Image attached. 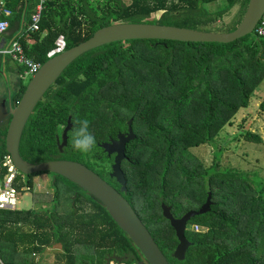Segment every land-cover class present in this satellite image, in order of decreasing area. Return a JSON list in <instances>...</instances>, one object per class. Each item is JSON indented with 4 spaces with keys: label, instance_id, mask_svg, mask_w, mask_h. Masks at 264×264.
<instances>
[{
    "label": "trees",
    "instance_id": "trees-1",
    "mask_svg": "<svg viewBox=\"0 0 264 264\" xmlns=\"http://www.w3.org/2000/svg\"><path fill=\"white\" fill-rule=\"evenodd\" d=\"M36 2L8 1L12 16L4 38L18 37L26 54L42 64L113 23L220 31L212 24L238 5V19L224 30L228 32L241 20L248 0H49L39 29L26 30ZM214 3L218 5L213 11L204 7ZM23 70L21 65L16 68L14 102L25 90ZM263 81L264 37L255 34L226 44L109 42L84 52L65 67L29 116L18 153L33 163L77 161L101 175L102 156L96 145L88 153L72 148L74 121L88 120L98 143L103 140V115L109 113L123 121L131 118L137 138L124 147L125 198L169 263L264 264V175L253 185L246 173L223 168L216 158L205 166L190 152L211 143L224 125L232 124L237 110L249 105ZM68 117L71 129L66 146L59 151L56 136ZM7 123L0 125V163L6 154ZM244 137L261 140L252 131ZM33 174H25L26 182H22L18 172L16 187L25 184L30 189ZM56 177L54 183L64 186L61 197L68 203L67 210L56 209L61 193L57 187L53 209L0 210L1 263L103 264L107 255L115 254L122 260L112 259V264H140L133 242L108 212L73 182ZM207 191L211 192L210 209L187 222L185 236L191 243L185 257L178 260L172 256L177 238L162 215L161 204L180 217L197 210ZM51 253L54 261L47 263L44 258Z\"/></svg>",
    "mask_w": 264,
    "mask_h": 264
},
{
    "label": "water",
    "instance_id": "water-1",
    "mask_svg": "<svg viewBox=\"0 0 264 264\" xmlns=\"http://www.w3.org/2000/svg\"><path fill=\"white\" fill-rule=\"evenodd\" d=\"M263 11L264 0H248L241 20H239L233 30L228 32L199 31L147 23H113L96 29L87 39L49 57L29 77L25 90H23L15 104L11 102V91L9 89H7L6 98L0 100V125L6 121L8 122L5 134V150L15 169L21 174L51 172L75 183L79 188L96 199L117 226L130 238L141 257L140 264H170L136 210L131 207L122 194L83 164L71 160H45L33 163L21 158L18 153V142L22 129L25 127L37 103L65 67L79 55L92 48L119 40H169L184 43L226 44L246 35L254 34V27ZM1 62L4 64V57L0 58ZM3 70L0 66V74L5 77ZM70 129L71 123L70 118H68L60 139L56 137V143L60 151L66 145L67 132ZM134 138L135 135L128 128L126 136L119 135L117 140L108 146V148L112 149V152H115L111 165V177H114L120 184V192H125L126 190L125 179L120 170V163L125 158L123 154L124 145ZM100 146L102 148L107 147L105 145ZM211 204V192L208 191L205 202L198 210L187 211L178 218L172 215L170 206L161 204L162 215L173 227L177 238V244L172 252L174 258L182 260L191 243L185 236L187 222L192 217L209 211ZM112 259L118 262L122 260L121 257L111 254L105 257L103 264H110Z\"/></svg>",
    "mask_w": 264,
    "mask_h": 264
},
{
    "label": "rangeland",
    "instance_id": "rangeland-1",
    "mask_svg": "<svg viewBox=\"0 0 264 264\" xmlns=\"http://www.w3.org/2000/svg\"><path fill=\"white\" fill-rule=\"evenodd\" d=\"M218 4H208L204 6L209 11H213ZM238 5L232 7L220 19L216 20L212 27L224 31L231 23L238 19ZM16 65L9 56H6L4 64L0 66L4 69L5 77L0 74V98L7 95V89L14 95L17 81ZM29 77L22 79L26 85ZM264 101V81L259 90L253 95L247 107L237 110L232 117V124L224 125L215 135L214 140L192 148L190 150L193 157L201 161L205 166L210 165L216 158L223 168H235L247 174L250 182L254 185L260 177L264 175V111L261 109V102ZM252 131L261 137L260 141L248 140L244 133ZM27 175L21 174L20 181L26 182ZM32 187L18 193L16 209L18 210H50L53 209L54 196L53 189L60 190L59 203L56 206L58 211L68 209L67 201L61 197L64 190L62 183L52 182V175L49 172H40L31 176ZM66 186V184H65ZM72 187V185L69 184ZM74 188V187H73ZM44 257V256H43ZM47 263H53L54 257L51 253L45 256ZM112 264V260L110 261Z\"/></svg>",
    "mask_w": 264,
    "mask_h": 264
},
{
    "label": "built area",
    "instance_id": "built-area-1",
    "mask_svg": "<svg viewBox=\"0 0 264 264\" xmlns=\"http://www.w3.org/2000/svg\"><path fill=\"white\" fill-rule=\"evenodd\" d=\"M9 0H0V56L9 58L15 61L17 64L23 66L25 70L20 74L22 78L26 76L30 77L39 68L40 63L34 61L23 50V47L18 37L11 39H5L4 36L8 32L10 18L12 16V10L8 6ZM49 0H37L35 8L31 13V20L26 30L37 31L39 29V22L41 19V13L46 2ZM254 34L258 38L264 37V11L254 27ZM59 49L61 42L59 43ZM18 171L12 164L9 155L6 153L0 163V210H15L17 203L18 193L22 190H28V185L22 184L19 187L15 185V178ZM198 229L197 226H194ZM0 264L1 261H0Z\"/></svg>",
    "mask_w": 264,
    "mask_h": 264
},
{
    "label": "flooded vegetation",
    "instance_id": "flooded-vegetation-1",
    "mask_svg": "<svg viewBox=\"0 0 264 264\" xmlns=\"http://www.w3.org/2000/svg\"><path fill=\"white\" fill-rule=\"evenodd\" d=\"M3 99V98H2ZM1 100V99H0ZM41 100V99H40ZM11 102L13 104H15L16 102H14L12 99H11ZM107 113V111H106ZM70 118V117H68ZM67 118V119H68ZM100 126H101V131H100V134H101V137L103 138L102 141L96 143V146L97 148L99 149L100 153H101V156H102V161H101V175L97 174L96 172L92 171L90 168L86 167L84 164V166L86 168H88L89 170H91L92 172H94L96 175H98L102 180H104L106 183H108L112 188H114L116 191H118L120 194H122V196L125 198L126 194H127V189L125 190V192H120V184L116 181V179L114 177H111V173H112V170H111V165H112V162H113V158H114V153L115 152H112V149L108 148L109 145H111V143L115 142L117 140V137L119 135H123V136H126V133H127V129L129 128L131 133H133L135 135V138H137V132H135L134 128H133V119L131 118H128L127 120L123 121L121 120L119 117H116V116H112L110 115L109 113L108 114H105L101 117V120H100ZM67 124V123H66ZM64 129V128H63ZM62 129V130H63ZM139 133V132H138ZM62 134V132H61ZM61 134L59 136H56V137H61ZM133 139V140H134ZM129 142V141H128ZM126 144V143H125ZM100 145H105L107 146L106 148H102ZM58 146V145H57ZM66 146V145H65ZM64 146V147H65ZM125 147V145H124ZM60 151V150H59ZM62 151V150H61ZM123 154H124V149H123ZM125 158L121 161L120 163V170L123 174V177L125 179V176H124V171H123V167H125V163L124 161L127 160L126 156H124ZM77 162V161H76ZM80 163V162H79ZM82 164V163H81ZM51 173V172H50ZM52 175V182H55V180L57 179L56 175L57 174H54V173H51ZM75 184V183H74ZM76 185V184H75ZM78 186V185H77ZM126 179H125V188H126ZM67 189L70 187L71 189H75L76 190V187L74 185L71 186H65ZM74 187V188H73ZM79 187V186H78ZM81 189V188H80ZM84 191V190H83ZM53 192H54V196L52 198V201L51 202H54V199H55V192H56V189L54 190L53 189ZM85 192V191H84ZM208 192V191H207ZM86 193V192H85ZM87 196L91 197L90 194L86 193ZM206 197H207V194H206ZM93 198V197H91ZM94 199V198H93ZM126 199V198H125ZM96 200V199H95ZM127 200V199H126ZM206 200V198H205ZM204 200V202H205ZM97 201V200H96ZM128 201V200H127ZM98 202V201H97ZM203 202V203H204ZM212 202V201H211ZM99 203V202H98ZM128 203L130 204V202L128 201ZM203 203L197 208V210L203 205ZM54 204V203H53ZM131 205V204H130ZM133 207V206H131ZM135 210V209H134ZM196 211V210H195ZM178 218V217H176ZM187 226V225H186ZM140 262V261H139Z\"/></svg>",
    "mask_w": 264,
    "mask_h": 264
},
{
    "label": "clouds",
    "instance_id": "clouds-1",
    "mask_svg": "<svg viewBox=\"0 0 264 264\" xmlns=\"http://www.w3.org/2000/svg\"><path fill=\"white\" fill-rule=\"evenodd\" d=\"M70 143L74 150L88 153L96 145V139L89 131V121L76 119L70 136Z\"/></svg>",
    "mask_w": 264,
    "mask_h": 264
},
{
    "label": "crops",
    "instance_id": "crops-1",
    "mask_svg": "<svg viewBox=\"0 0 264 264\" xmlns=\"http://www.w3.org/2000/svg\"><path fill=\"white\" fill-rule=\"evenodd\" d=\"M2 44V41L0 40V45ZM0 58H1V56H0ZM5 60H6V58H4ZM13 61V60H12ZM15 62V61H14ZM16 63V62H15ZM16 65H17V63H16Z\"/></svg>",
    "mask_w": 264,
    "mask_h": 264
}]
</instances>
